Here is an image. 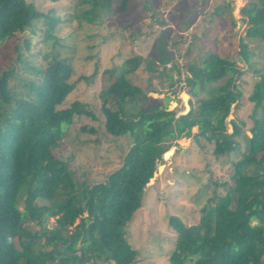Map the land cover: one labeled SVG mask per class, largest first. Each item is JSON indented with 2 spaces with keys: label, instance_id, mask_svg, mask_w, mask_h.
<instances>
[{
  "label": "trees",
  "instance_id": "16d2710c",
  "mask_svg": "<svg viewBox=\"0 0 264 264\" xmlns=\"http://www.w3.org/2000/svg\"><path fill=\"white\" fill-rule=\"evenodd\" d=\"M130 6L131 0H68L58 10L52 7L43 13L31 1L0 0V49L27 29L42 36L40 66H30L35 76L23 81L21 90L11 85L14 66L0 73V264H84L93 258L134 264L137 251L127 238V226L162 160L164 142L180 133L197 144L202 140L213 145L216 158L231 153L237 157L231 162L229 181H212L224 191L212 192L195 224L169 216L175 232L169 264H264V64L249 96L254 103L249 136L242 124L227 121L242 97L236 79L243 71L230 58L207 53L199 64L187 66L186 85L192 89L222 83L194 111L175 121L161 104L147 107V95L127 74L105 71L109 84L95 98L103 130L113 137L128 135L133 145L103 182L77 179L68 160L54 153L61 142V124H73L80 116L96 119L87 102L75 99L65 105L76 88L75 49L66 50L57 34L78 30L83 23L120 19L130 13ZM241 12L247 29L238 47L249 63L245 38L264 45V0L250 1ZM122 22L125 28L132 26ZM39 24L43 28L37 30ZM30 42L23 40L26 49ZM48 44L51 50L44 52ZM14 50L19 61L18 45ZM148 72L152 75L153 67ZM194 127L200 129L197 134L192 133ZM81 130L95 132L93 127ZM49 218L54 219L52 228L46 227Z\"/></svg>",
  "mask_w": 264,
  "mask_h": 264
},
{
  "label": "rangeland",
  "instance_id": "374dc122",
  "mask_svg": "<svg viewBox=\"0 0 264 264\" xmlns=\"http://www.w3.org/2000/svg\"><path fill=\"white\" fill-rule=\"evenodd\" d=\"M27 1L33 2L43 13L52 7L58 10L68 2ZM250 1L131 0L130 13L120 19L93 25L83 23L78 30L68 29L57 34V38L66 43V50L75 49L72 80L76 81V88L68 95L65 105L78 99L87 102L96 115L95 120L80 116L73 124L60 126L61 142L54 153L68 160L77 179H86L90 184L103 182L109 173L122 165L133 145L128 135L113 137L103 130L100 102L95 98L109 84L106 70L115 69V74H127V78L147 95V107L161 104L173 114L175 121L180 115L194 111L198 103L222 83L191 89L185 81L187 66L199 64L207 53L228 57L243 74L236 79L242 97L236 107L232 106L227 121L242 124L245 134L250 135L248 129L254 103L249 96L264 64V45L259 40H244L251 54L249 63L244 61L238 47L239 39L247 29L246 17L241 10ZM137 15L141 18L137 19ZM122 21L132 23V26L125 28ZM36 27L42 29L43 25ZM40 37L41 33L34 34L27 29L1 45L0 73L14 66L15 77L11 85L18 91L23 81L35 76L30 66H40ZM24 39L31 41L28 49ZM17 45L19 61L14 50ZM50 50L48 44L44 52ZM162 56L168 61L160 62ZM130 58L134 62L125 63ZM173 63L176 68L172 67ZM149 66L153 67L152 75L148 72ZM83 126L86 129L93 127L95 132L82 131ZM199 130L194 127L192 133L197 134ZM228 131H231L230 125ZM164 145L166 150L162 160L144 188L141 207L127 226V238L137 251L134 264H169L168 256L175 238L168 223L169 216H179L186 225L195 224L212 192L224 191L212 181H229L230 165L237 157V153H231L216 158L212 154L213 145L202 140L197 144L182 133L166 140ZM243 147L241 144L240 148ZM19 209L23 210L22 199ZM54 224V219L49 218L46 227L52 228ZM29 227L38 229L33 224ZM84 264L111 263L93 258Z\"/></svg>",
  "mask_w": 264,
  "mask_h": 264
}]
</instances>
